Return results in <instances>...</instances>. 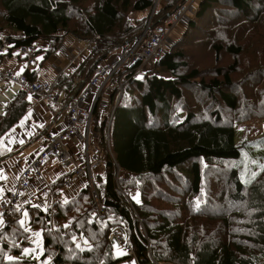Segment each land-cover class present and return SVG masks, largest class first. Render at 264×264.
I'll return each instance as SVG.
<instances>
[{
    "label": "trees",
    "instance_id": "obj_1",
    "mask_svg": "<svg viewBox=\"0 0 264 264\" xmlns=\"http://www.w3.org/2000/svg\"><path fill=\"white\" fill-rule=\"evenodd\" d=\"M92 1L0 0V50L8 48L0 56L36 44L37 60L40 55L47 59L69 35L90 41L92 48L80 65L55 81L68 100L78 89L76 79L86 84L99 63L143 33L153 6L152 0ZM186 1L162 2L153 25H162ZM195 7L185 37L172 41L170 50L154 63L169 76L155 71L139 78L137 64L126 75L111 122L105 120L96 128L103 174L96 172L94 182L103 214L97 211L89 185L47 209L15 207L0 227V264L37 263L18 258L32 247L34 229L41 233L42 260L51 264H120L131 258L138 264H264V171L244 183L239 167L258 143L264 150V138L236 140L238 124L264 115V63L248 64L240 80L232 79L243 70L239 57L245 43L252 31H259V25L250 29L249 24H264V0H200ZM224 7L238 16L230 24L232 37L221 23L228 10ZM209 12L217 18L219 14L214 27L205 25L203 16ZM133 13L141 18L130 20ZM238 24L248 26L240 31ZM213 38L220 44L210 41ZM181 43L183 49L178 48ZM210 51L213 67L203 72L195 60ZM222 51L233 60L223 62ZM208 72L216 77L206 81L203 74ZM244 85L252 96L245 94ZM118 93L117 88L113 101ZM254 96L262 99L259 112ZM9 104L0 117V138L30 107L24 92ZM6 154L0 147V159ZM258 158L264 160V154ZM71 175L60 176L50 186L60 194ZM216 182L224 184L219 187ZM134 193L140 195L136 205L126 199ZM214 221L218 226L210 230ZM115 228L123 229L131 251L119 258L112 243Z\"/></svg>",
    "mask_w": 264,
    "mask_h": 264
},
{
    "label": "built area",
    "instance_id": "obj_2",
    "mask_svg": "<svg viewBox=\"0 0 264 264\" xmlns=\"http://www.w3.org/2000/svg\"><path fill=\"white\" fill-rule=\"evenodd\" d=\"M152 1L153 6L149 12L148 25L143 34L128 40L111 53L106 60L99 63L93 78L86 84L83 85V81L80 78L76 79L79 92L75 96H72L67 103H64L62 92L55 88V82L30 81L27 75H17L13 71L5 69L0 62V85L2 83H6L7 86L17 85L23 92L36 100L45 102L50 107L64 108L67 112L68 123L65 131L50 134L46 137L40 155L22 171L14 190L10 192L5 200L0 202V216L4 219L0 227L7 222L6 214L10 213L15 207L22 209L25 204H29L45 209L41 200H50L49 206L60 201L59 194L50 185L41 188L37 193L30 194V191L35 181L44 178V169L49 161H56L59 167L64 170L70 168L69 165L74 162V153L68 142L70 139L74 140L75 137L79 138V144L82 145L85 151H82L84 157L83 163L77 167L74 175L78 177L85 176L87 178L96 200L97 211L99 214H103V205L98 198L94 182V175L103 164L97 151L98 144L92 145L90 142V138L92 137L90 114H92L95 107V102L97 101V112H100L103 116L107 113L105 120L111 122L115 107L123 96V84L126 80V75L137 64H140V67L137 68L138 70L143 65L154 64L163 57L166 52V47L164 46L165 39L170 30L182 22L188 15H191L192 9L196 8L195 5L198 0H187L176 12L170 13L162 25L158 26H154L152 23L157 11L156 9L162 2L169 0ZM7 51L8 48L6 46L2 47L0 55L5 54ZM37 51L38 46L36 44L14 50L15 53L25 59L29 67L35 66L38 62ZM117 88L119 89V93L116 95L115 101H113L115 89ZM106 96L109 97L108 100H104ZM109 100L111 101L112 109L107 111L104 107ZM82 118L86 120V127L83 126ZM71 182L70 179H67L63 189L68 187ZM25 196H27V200L22 202ZM133 212L135 213V211Z\"/></svg>",
    "mask_w": 264,
    "mask_h": 264
},
{
    "label": "crops",
    "instance_id": "obj_3",
    "mask_svg": "<svg viewBox=\"0 0 264 264\" xmlns=\"http://www.w3.org/2000/svg\"><path fill=\"white\" fill-rule=\"evenodd\" d=\"M199 1L200 0H198L196 4H198ZM188 16L191 17V15ZM188 16L186 19L189 18ZM184 21L179 23V26H182ZM179 26H174V30H172L173 28L170 30V35L168 34L167 38L171 39V37L173 38V34L177 35V28ZM88 53V50L80 51V47L76 46L75 40L68 39L63 44L61 49L52 55L54 57L45 59L42 57V55H40L38 57L37 64L33 67H29L25 59L20 57L15 52H13V55L9 57L3 58L0 56V62L5 69L11 70L17 75L25 74L30 78H34V81L38 80L55 82L61 74L68 73L76 69L80 65V61L85 58ZM138 70L136 73H139L142 69L139 71ZM146 73L148 72L144 71L143 75ZM11 86H7L6 83H2L0 85V99L2 95H4L7 99L4 107L1 103L2 106H0V117L2 114H4L7 107L10 106L9 103L13 101V99L17 97L19 93L23 92L19 86ZM105 98L108 99L109 97H104V100ZM26 99L30 103L28 111L22 117V119L12 127L10 131L0 138V147L7 153L2 157L4 160L0 162V202L4 200L3 196L6 194V192H11L14 190L22 171H24L32 163V161H34L40 155L41 151L43 150L42 145L46 137L50 134L63 132L68 126L66 110H64V108L61 109L60 107H50L45 102L36 100L27 93ZM39 140L41 141L39 151L34 153L31 152V147L36 141ZM68 143L72 152L74 153V163L68 170L61 168V173H58L53 169L55 166L59 167L58 163L53 160L49 161L48 165L44 169V178L34 182L30 194L37 193L41 188L49 186L60 176L69 174V172L72 175L67 179H70L72 182L68 187L61 190L59 194L61 199L62 196H65L67 198L66 200H70L74 198L83 188L89 185L85 176L78 177L74 175L77 167L82 165L84 159L83 152L80 150L81 145L79 144V138L75 137L74 140L70 139ZM24 161L26 162L25 167L22 165ZM10 169L18 170V172L16 171L17 176L15 183H11L9 181L8 171ZM50 176L52 179H50ZM26 200L27 196L22 199V202H25ZM41 201L43 207L46 209L49 206L50 200L43 199ZM118 240L125 245L127 244L125 243L126 236L122 228H115V241L112 243L118 245ZM41 253L43 256L42 246ZM121 257L123 256L121 255ZM128 260H131L133 264H138L133 258ZM126 261L127 260L122 262ZM46 262L51 263L49 259Z\"/></svg>",
    "mask_w": 264,
    "mask_h": 264
},
{
    "label": "rangeland",
    "instance_id": "obj_4",
    "mask_svg": "<svg viewBox=\"0 0 264 264\" xmlns=\"http://www.w3.org/2000/svg\"><path fill=\"white\" fill-rule=\"evenodd\" d=\"M88 3H93V1L89 0ZM224 9H228V10H224L225 12H223L224 14H223V18H222V19H224V21H222L221 23H224L225 30H226L227 34H229L230 24L233 23L234 20L236 18H238V16L236 14L233 15V13L231 12V8L224 7ZM194 11H193V15L191 17H189L188 19L185 18V21L183 20L184 24H182V26H179V24L176 25V26H179L177 28L178 29V34L177 35L173 34V38L171 37V39L170 38H166L165 39L164 46L166 47V51L170 50L172 41H173V43H176V42L180 41L181 39H183L185 37V34L187 33L188 23L191 20L195 19V16H196V13H197V8H194ZM136 18L140 19L141 16L140 15H136V14L133 13L129 17L130 20H132V19L135 20ZM203 18L205 20V25L206 24H210L211 26L214 27L215 25L218 24V20H219L220 17H219V14H218V18H217L214 15H211V13L209 12L207 15H204ZM189 19H191V20H189ZM197 22H198V20H197ZM197 25H199V24H197ZM205 25H203V27H205ZM254 25H259V31H258V33L252 31L253 37L249 36L250 39H249L248 43H245V46H244L245 53L242 54L239 57V66H241L243 70L234 75V77L232 79L235 80V81H238V80H240L242 78V75L245 73L248 64H250L251 67H252V66H256V65L259 66L261 63H264V24H259V23L258 24H249L250 29H252V27ZM238 26L240 27V31H241L243 29H246L248 24H238ZM260 27H262V28L260 29ZM172 30H174V28ZM3 33L4 32L0 33V40H2ZM175 33H176V30H175ZM201 35L204 37V33L201 34ZM205 36H206V34H205ZM229 36L232 37V32L229 34ZM196 38H197V36L192 37V39H191L192 42H190V43H192V45H193V42L195 41ZM68 39L75 40V44H76V46L80 47V51H83L84 49H86V50L90 49L91 50V48H92V43L90 41L76 40L74 37L69 35L64 40V43ZM210 41H214L217 44H220V42H221L218 38H213ZM166 42H167V44H166ZM221 44L225 45V43H221ZM178 48L179 49H183L182 43L180 44V46ZM189 52L191 53V56L193 57L194 54L196 53V49L192 48ZM51 57H54V56H50L49 59ZM213 57H214V52L210 51L208 56H205V57L200 58L198 60L194 59L197 63H199V65L196 66V68L201 69L203 72L209 70V68L213 65V61H214ZM221 58H222V61L225 62V63L226 62H230V61L233 60V57L230 56L225 51H222ZM140 69H142L139 72L140 74L136 73V76L139 77V78H141V77H143V76H145V75H147L149 73L154 74L155 71H157L158 73H162V75L169 76V74L164 73L162 70L158 71L157 67H155L154 64L143 65ZM144 71H147L148 73L143 75ZM215 77L216 76H213V73H209L208 72L206 75L203 74V78L206 81H209V80H211V79H213ZM245 88H246L245 94L247 96H252V93L250 92V87L248 85H246ZM78 92H79V89H77L76 93L74 95H72V96H75ZM256 97L254 96V100H256V101L258 100V102L255 104L254 109H255L256 112H259L260 108H261V110H263L262 99L259 96H256ZM70 98L67 100L65 98L64 93H63L64 103L69 102ZM215 98H218L220 100L219 96H215ZM6 100H7L6 97L4 95H2L1 99H0V106L3 105V107H4L5 103L7 102ZM105 100H108V99L105 98ZM1 103H2V105H1ZM115 106H116V104H115ZM96 107H97V101L95 102V107H94V109L92 111V114H90V130H91V135H92V137L90 138V142H91L92 145L93 144H99V142H100V140H99L100 134H99V131L96 128L101 126L103 124V122H105L106 115H107V113H106L105 116H103L100 112L96 114ZM247 108H250V102L247 103ZM104 109H106L107 111L112 109V104H111L110 100L105 104ZM66 115H67V112H66ZM82 122L84 124L83 126L86 127V120L82 118ZM260 137L264 138V115L263 114L260 113V115L258 117L250 118V119H248V120H246V121H244V122H242V123L237 125V131H236V140L237 141H240V140L244 141L245 140V141L254 142ZM259 145H260V143H258L256 146H254L253 148L255 149V151L253 153H250L246 157V159L241 164H239V167L242 170L241 175H240V180L242 182H244V183H250L251 180H252V177H253V173L259 172L261 170V166L264 164V160L258 158V156L260 154H264L263 153L264 150H261L263 145H261L260 148H259ZM40 146H41V141L40 140L36 141L35 144L31 147V152H33V153L34 152H38ZM258 148L260 150H258ZM80 150L85 151V149L82 148V145L80 146ZM73 163H71L69 166H71ZM22 165H23V167H25L26 162L24 161L22 163ZM53 169L56 170L58 173H61V169L59 167L55 166ZM16 171L18 172V170H11V169L8 171L9 181L11 183H15V181H16V176H17V172ZM97 172L99 174H103V166L100 167ZM50 179H52L51 176H50ZM214 179H213V181H214ZM163 182H165V181H163ZM216 183H218L219 187H222V185L224 184L223 182H216ZM165 189H167V188H165ZM124 192L126 193L125 190H124ZM62 199L66 200L67 198L65 196H62ZM126 199H127L128 203H130V201H131L134 205L139 204L141 202L140 201V195L138 193H134L131 196H126ZM136 213H137V210H136ZM24 221H25V223H27V220H24ZM3 222H4V219H3L2 216H0V224H3ZM217 226H218V222L214 221L209 226V228H210V230H213ZM31 241H32V247L29 248L24 253V255L19 256L18 257L19 260H33V261L37 262L35 264H51V263H48L46 261L44 262L42 260L41 233H40L39 230L34 229V231L32 232ZM114 241H115V230H114V233L112 235V242H114ZM125 243H127V240L125 241ZM127 244L125 245V244L121 243L119 240H118V245L115 244V243L113 244L115 246L114 249H115L116 257L119 258V257H121V255L124 256V255H128L129 254V247L127 246ZM120 264H133V263H132L131 260H127L126 262H121Z\"/></svg>",
    "mask_w": 264,
    "mask_h": 264
},
{
    "label": "snow or ice",
    "instance_id": "obj_5",
    "mask_svg": "<svg viewBox=\"0 0 264 264\" xmlns=\"http://www.w3.org/2000/svg\"><path fill=\"white\" fill-rule=\"evenodd\" d=\"M261 170L264 171V165L261 166ZM256 176V173H253V177Z\"/></svg>",
    "mask_w": 264,
    "mask_h": 264
},
{
    "label": "clouds",
    "instance_id": "obj_6",
    "mask_svg": "<svg viewBox=\"0 0 264 264\" xmlns=\"http://www.w3.org/2000/svg\"><path fill=\"white\" fill-rule=\"evenodd\" d=\"M8 193L10 194V192H8ZM6 194H7V192H6ZM6 194H5V195H6ZM9 194H8V195H9ZM5 195L3 196V199H4V200L8 197V195H7L6 197H5ZM47 208H48V207H47ZM47 208H46V209H47Z\"/></svg>",
    "mask_w": 264,
    "mask_h": 264
},
{
    "label": "water",
    "instance_id": "obj_7",
    "mask_svg": "<svg viewBox=\"0 0 264 264\" xmlns=\"http://www.w3.org/2000/svg\"><path fill=\"white\" fill-rule=\"evenodd\" d=\"M3 160H4V158H1V159H0V162L3 161Z\"/></svg>",
    "mask_w": 264,
    "mask_h": 264
}]
</instances>
